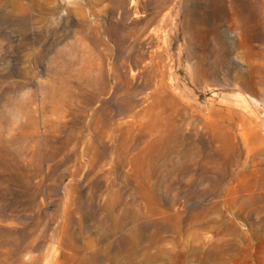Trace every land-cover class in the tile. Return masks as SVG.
Wrapping results in <instances>:
<instances>
[{
	"label": "rangeland",
	"instance_id": "rangeland-1",
	"mask_svg": "<svg viewBox=\"0 0 264 264\" xmlns=\"http://www.w3.org/2000/svg\"><path fill=\"white\" fill-rule=\"evenodd\" d=\"M262 6L0 0V264H264Z\"/></svg>",
	"mask_w": 264,
	"mask_h": 264
},
{
	"label": "clouds",
	"instance_id": "clouds-1",
	"mask_svg": "<svg viewBox=\"0 0 264 264\" xmlns=\"http://www.w3.org/2000/svg\"><path fill=\"white\" fill-rule=\"evenodd\" d=\"M66 4L70 0H64ZM57 23L53 18V24ZM36 92L31 87L16 91L11 100L0 101V140L11 143L14 147L24 148L26 144L17 145L20 129L28 121V109L34 102Z\"/></svg>",
	"mask_w": 264,
	"mask_h": 264
},
{
	"label": "bare ground",
	"instance_id": "bare-ground-1",
	"mask_svg": "<svg viewBox=\"0 0 264 264\" xmlns=\"http://www.w3.org/2000/svg\"><path fill=\"white\" fill-rule=\"evenodd\" d=\"M263 16H264V6H262V13H261ZM258 64V63H256Z\"/></svg>",
	"mask_w": 264,
	"mask_h": 264
}]
</instances>
